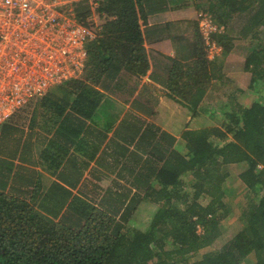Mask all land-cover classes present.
<instances>
[{
    "label": "trees",
    "instance_id": "trees-1",
    "mask_svg": "<svg viewBox=\"0 0 264 264\" xmlns=\"http://www.w3.org/2000/svg\"><path fill=\"white\" fill-rule=\"evenodd\" d=\"M193 1L219 26L259 4L253 23L264 25V0ZM166 2L98 0L101 29L87 46L83 77L64 82L66 90L57 91L61 95L38 100L46 99L44 106L47 99L53 101L59 115L70 108L90 117L103 97L100 86L145 77L150 62L143 25L149 12ZM80 9V22L89 24L91 8ZM190 30L193 54L172 59L166 88L192 118L209 113L219 123L185 129L182 149L175 136L147 124V144L142 149L139 140L141 150L129 157L133 186L115 179L96 186L84 181L68 204L56 205L55 217L32 202L0 192V264H248L252 254L253 264H264V100L248 106L232 95L216 109L206 106L210 83L223 76L217 72L222 67L212 70L215 63L208 58L199 21ZM232 40L228 32L212 38L226 53ZM245 64L255 78L264 79V44L253 49ZM123 73L127 76L122 80ZM231 165L240 167L235 191L252 195L238 220L227 223ZM205 248L210 250L200 256Z\"/></svg>",
    "mask_w": 264,
    "mask_h": 264
},
{
    "label": "crops",
    "instance_id": "crops-1",
    "mask_svg": "<svg viewBox=\"0 0 264 264\" xmlns=\"http://www.w3.org/2000/svg\"><path fill=\"white\" fill-rule=\"evenodd\" d=\"M87 1L95 14L98 5H94L98 0ZM166 1L160 10L149 12L147 23L143 25L144 45L150 62L145 77H130L127 82L123 80L127 74L123 73L121 79L125 84L100 86L103 97L90 117L70 108L59 115L51 104L53 101L47 99L44 106L42 102L46 99H33L3 124L0 130V192L32 202L39 210L55 217L56 205L68 204L81 192L84 181L96 186L97 182L110 185L115 179L123 186H133L129 182L132 177L128 174L129 157L147 144L148 136L144 135L147 124H156L177 140L189 127L188 117L198 124L196 118L185 116L188 109L169 96L166 84L172 59L180 60L193 54L190 28L197 24L199 9L189 0ZM71 4L75 10L73 2ZM75 14L78 17L77 10ZM217 72L224 76L225 67ZM250 76L246 70L241 74V88L245 89ZM57 85L52 86L45 97L52 93L58 96L57 91L66 90L64 85ZM147 88L157 90L158 95L148 94ZM205 101L206 105L207 99ZM173 119L181 120L179 127H175ZM96 148V156L92 158Z\"/></svg>",
    "mask_w": 264,
    "mask_h": 264
},
{
    "label": "built area",
    "instance_id": "built-area-1",
    "mask_svg": "<svg viewBox=\"0 0 264 264\" xmlns=\"http://www.w3.org/2000/svg\"><path fill=\"white\" fill-rule=\"evenodd\" d=\"M71 3L0 0V126L52 86L83 77L99 27L80 22ZM199 27L211 52L219 53L212 36L224 27L209 13L201 14Z\"/></svg>",
    "mask_w": 264,
    "mask_h": 264
},
{
    "label": "rangeland",
    "instance_id": "rangeland-1",
    "mask_svg": "<svg viewBox=\"0 0 264 264\" xmlns=\"http://www.w3.org/2000/svg\"><path fill=\"white\" fill-rule=\"evenodd\" d=\"M69 1L73 2L75 10L83 7L82 10L85 11L87 8H90V4L87 0H69ZM185 1L184 3H186ZM188 2H190L191 5H196L195 1L193 2L192 0H189ZM65 8L68 7L65 6ZM197 8L199 9L197 13L198 21H199L202 13H209V12L207 10H204L203 6L200 7L197 6ZM259 9H260V5L254 4L251 7L250 11L245 12L243 14H237L234 16L233 19H231L230 22L222 25L224 27L223 32L224 33L228 32L230 37L233 39L232 40L233 45L229 52L226 53L224 51V48L220 49L219 53H216L215 51L211 52V47L210 48L209 46L207 47L208 58L211 61H213V63H215L214 68L212 67V70L213 71L218 70L219 67H222L221 70H223L225 67V73L224 76H222L219 80L215 82L214 80L211 81L208 95L206 97L207 99L206 106L211 107L212 109L214 107V109H216L215 108L216 106L224 105L227 102H229L230 101L229 96L232 95H234L240 103L248 106L252 105L254 102L258 100H262V99L264 100V79L255 78L253 71L246 69L245 67L246 59L249 56V54L253 51V49L259 48L261 44H264V25L255 26L253 23L254 15L259 11ZM86 21L93 27L100 26L99 28L101 29L102 20L99 18L96 11L95 14L92 12V14H90L87 17ZM262 21H264V15L262 17ZM174 30L175 29H172V31ZM213 36H216V34H213ZM245 70L248 71L249 75L251 76H250V82H248L245 89H243L240 87L239 77L241 76V74L245 72ZM61 84L64 85L65 83L63 82ZM151 90L153 91V89ZM156 91L157 90H154L153 93H155L157 96L158 93ZM59 95L61 94L58 93V96ZM35 100H38V98ZM185 116L186 117L192 116V114L188 112V115L186 114ZM195 118L196 121H198L197 125L194 122L195 120L191 122L190 117L187 118V121L190 122L188 123L190 128L196 129V127L200 128V127L208 126L210 124L219 123L217 118L212 117L209 113L208 114L202 113L200 116H197ZM193 119L194 118H192V120ZM173 120L175 121V127H179L181 120H177V119H173ZM183 120L184 117H182V121ZM187 121H184V123ZM177 146L180 149L184 147V144L181 139L178 140ZM230 170H231V178L229 179L227 184L228 190H227V197L225 200L229 202L231 207V212L229 218L225 220L227 223H231L238 220V217L240 216L245 203L250 200L252 195V192L248 190H242L240 192L235 191L234 184L237 181V175L240 172V167L238 165H231ZM208 200L209 198L203 200L204 205H206ZM199 231L200 232L202 231L201 226L199 227ZM209 250L210 248H205L200 252V256L202 255V253L207 252ZM245 262L248 264L255 263L256 262L255 255L254 254L250 255V257H248Z\"/></svg>",
    "mask_w": 264,
    "mask_h": 264
}]
</instances>
